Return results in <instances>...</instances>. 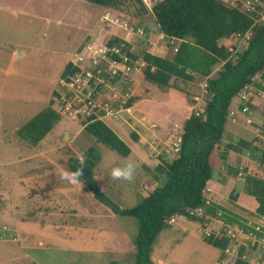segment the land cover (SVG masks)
<instances>
[{
    "label": "rangeland",
    "instance_id": "obj_1",
    "mask_svg": "<svg viewBox=\"0 0 264 264\" xmlns=\"http://www.w3.org/2000/svg\"><path fill=\"white\" fill-rule=\"evenodd\" d=\"M144 1L153 3L152 0ZM222 1H231L244 10L241 0ZM132 6L134 4L126 2L121 4L120 10L126 13V18L133 15V25L143 29L142 36L137 35V31L128 33L120 25L111 23L115 18L119 22L126 20L124 15H120L119 8L113 10L87 0H0V228L5 227L7 233L0 239V264H135L137 220L112 210L109 204L98 198L100 193L91 190L81 180L80 185L61 180L60 173L73 172L69 168V159L77 158L80 161L79 157H83L88 147L95 146L98 156L93 170L95 186L103 197L118 208H129L143 200L142 192H149L150 188L142 187L139 190L137 187L145 172L142 167H138L134 182L128 183L112 180L110 170L129 160L140 166V158L134 153L122 156L105 144L97 143L85 129V126L96 120L85 122L84 125L79 124L78 120L59 118L37 143L18 135V130L26 121L49 105L63 67L76 55V50L87 42H107L110 35H115L121 36L125 42L123 50L128 55L137 53L139 47L144 46L158 56H173L178 41L161 38L163 32L159 34L154 16L150 12L137 16L136 7ZM102 15V20L108 25L101 22ZM224 40L226 38L219 44L225 47ZM239 46L238 52L246 48L243 44ZM163 50H167V53H162ZM221 63L217 64V69ZM254 78L256 80L257 77ZM131 80L136 85L137 72L133 70L117 78L119 83ZM141 82L142 87L137 84L138 90L135 92L130 86L121 88L122 85L109 82L116 89L115 97L113 90L106 88L97 96L98 101L105 98L123 102L133 94L136 100L139 93L145 94L144 87L150 85L143 79ZM172 82L183 87L190 95L198 90L191 81L173 79ZM152 87L154 92L163 90L154 85ZM210 98L206 91L201 106ZM188 101L190 104L192 99ZM234 101H237L235 105ZM234 101L228 113L233 112L239 104L238 100ZM190 105L192 108L193 105ZM140 106L141 111H137L136 115L142 112ZM133 109L132 105L122 117L127 120V116H132ZM254 114L259 119L253 118L250 122L244 118L236 122L227 121L224 124L225 134H222L215 148V157L218 156L219 164L222 162L223 170L218 168L214 171L210 187L222 191L223 197L227 199L224 209L230 212L233 207L239 206L229 197L230 188L236 186L235 190L239 194L243 192V184L246 191L250 189L245 181L235 183L234 178L243 176V172L239 170L242 175L237 174L235 169L229 173L233 181L229 180V185H226L229 179L226 176L228 165L236 168L241 164L237 162V165H231L228 161L233 163L234 157L240 155L242 164H246V159H252L249 152L259 155L264 152L263 118L257 111ZM101 120L117 134H122L123 141L134 152L136 144L129 141L127 125L122 124L120 119L110 117ZM173 120L175 123L170 124V127L175 124L180 126L175 127L173 132L169 129V132L176 135L181 131L183 118ZM132 125L138 124L133 120ZM166 129L167 124L163 123L158 125L157 131L164 134ZM228 146L237 147L244 154L231 153L227 161L225 156ZM162 151V155L169 160L176 157L170 142L165 143ZM252 161L249 163L250 168L264 176L263 166L257 160ZM241 167L244 171V165ZM205 195L211 200L207 193ZM211 220L214 225L216 219ZM195 231L197 235L194 237L175 225L163 230L154 245L153 263L162 257L173 264H218L222 251L206 244L202 232L198 229Z\"/></svg>",
    "mask_w": 264,
    "mask_h": 264
},
{
    "label": "trees",
    "instance_id": "obj_2",
    "mask_svg": "<svg viewBox=\"0 0 264 264\" xmlns=\"http://www.w3.org/2000/svg\"><path fill=\"white\" fill-rule=\"evenodd\" d=\"M87 1L113 10L119 8L120 15H124L125 18L126 13L120 10L121 4L126 2L134 4L132 7H136L137 11L135 15L140 16L142 13L150 12L154 16L158 30L165 34V38L169 36L181 40L171 58L158 56L144 46L139 47L137 53H130L131 58H139L147 62V67L141 72L145 81L160 88L170 87L182 90L183 87L170 83L171 79L191 81L196 76L207 77V93L211 98L207 102L204 101L203 112L196 114L192 110L185 120L180 131L182 135L180 151L172 160L164 155L159 156L160 162L149 173L157 184L146 193L140 203L123 208L120 212L137 220V233L134 239L135 264H154L152 259L154 245L159 234L170 226L168 220L174 214L184 215L187 219L199 223L208 220V216L220 219L221 229L225 223H240V218L224 207L215 203L206 204L207 196L203 190L210 188L214 171L223 168L222 162L218 163V156L215 157V148L225 132L224 124L230 119L228 110L231 105L233 106V101L235 99L239 101L235 110L233 108L236 121L239 120V114L244 115V119L252 118V99L258 94V92L253 94L252 91V87L256 85L254 77L258 76L264 83V24L257 22L252 25L253 19L249 11L242 10L239 6H231L222 0H156V2L152 0L153 3L149 5L143 0ZM126 20L133 27H137L133 25V15H129ZM249 29L251 36L248 46L238 52L234 61L227 59L229 52L219 42L232 33H244ZM221 39L222 41H219ZM120 42H123L121 36L115 35H110L107 40L110 44ZM223 61L224 63L217 71L209 76L217 64ZM78 70V66L68 61L60 77H67ZM104 76L105 81L111 84L118 82L116 76L111 77L108 73ZM123 84L124 82L120 83V85ZM96 87L99 90L109 89V86L104 83H99ZM260 87L264 89V85ZM243 88L249 91L247 99L240 97V91ZM52 92L54 96L50 99L49 105L26 121L18 130V135L24 140L37 143L54 123L62 118L53 107L55 100L59 99V94L56 90ZM186 95L189 100L192 99L191 103H193L194 95L187 92ZM133 99L130 97L125 106L130 105ZM245 106L247 111L244 113L242 109ZM262 126L264 128V121ZM85 129L97 143L105 144L122 156L129 154L128 145L106 122L96 120L85 126ZM135 134L134 131L131 132L132 138L136 140ZM236 148L228 146L227 152L233 150L244 154ZM249 153L252 159L257 160L264 169V152L260 155ZM97 160V150L95 146H90L83 153V166L77 158H71L69 168L74 172L82 166L89 169L93 175ZM234 169L237 173V168L228 165L226 176ZM244 171L246 172L245 183L250 189L248 193L257 202V213L264 216V176L247 166H244ZM79 179L91 189L90 181L84 174ZM96 192L102 195L99 189ZM231 197L233 200L236 199L234 192ZM196 207H203L208 219L188 213L190 209ZM2 232L0 231V239L7 235L6 230ZM203 239L206 244L222 251L218 264H221V260L227 259L228 256L223 251L230 242L228 237L218 238L214 235L204 237L203 235ZM250 254V247L240 246L237 254L232 256L234 264H252L249 262Z\"/></svg>",
    "mask_w": 264,
    "mask_h": 264
},
{
    "label": "built area",
    "instance_id": "obj_3",
    "mask_svg": "<svg viewBox=\"0 0 264 264\" xmlns=\"http://www.w3.org/2000/svg\"><path fill=\"white\" fill-rule=\"evenodd\" d=\"M144 3L146 2L144 1ZM227 3L232 6H238L231 1ZM146 4L149 5L151 3ZM241 6L244 10L249 11L250 15L253 13L251 16L253 23L258 22L264 24V0H241ZM111 23L120 25V27L127 30L128 33L134 34L135 31H137L136 34L140 36L144 33L142 28L133 27L127 20L119 22L118 18H115L111 20ZM249 32L250 29L244 33L235 32L225 37V47L229 52L227 59L234 61L237 58L240 49L239 45L243 44L245 47L248 46L250 38ZM160 37H165V34L162 33ZM124 46L125 42L119 44H107V42L89 43L80 51L76 52L73 63L79 67V70L67 77H60L57 82L56 92L59 94V99H56L53 105L56 104V108L54 109L57 110L62 117L78 120L79 124L100 120L105 117L123 119L122 116L124 111L129 112L132 105L125 106L127 99L123 102L111 99L106 100L105 98L98 101L96 98L102 90H99L96 86L99 83H104L113 90V97H115L117 93L116 89L112 88L108 81H105L104 74L108 73L111 77L116 76V78H120V76H123L130 70L134 72H142L145 70L147 62L139 58L131 59V56H129L130 54L128 55V53L123 50ZM223 63L224 62H222L221 65ZM200 87L199 93L193 96L192 110L195 111L196 114L204 110V105L201 106V103L203 94L207 91V77L200 83ZM248 92L246 88H243L240 91V97L247 99ZM242 111L245 113L247 107H243ZM229 114L232 121L235 122L237 118L234 112L231 111ZM245 121L250 122L251 119L245 117ZM181 142L182 135L177 134L171 143V150L175 155L180 151ZM209 191L210 188H205L203 190L205 194ZM205 203L211 205V200L207 198ZM188 212L190 215L197 217H203L205 215L203 207L192 208ZM176 218L177 215H173L169 218L168 222L173 223ZM211 221L204 223L203 227H200L204 237L214 235L219 238L224 236L228 237L230 241L223 251L228 257L225 260H221V264H234L232 256L237 254L240 246L250 247L252 258H250L249 262L252 264H264V259H262V251L264 250L263 219L255 217L247 218L242 224H223V229H221V222L216 220L215 224L212 225ZM0 231L4 232L5 227H1Z\"/></svg>",
    "mask_w": 264,
    "mask_h": 264
},
{
    "label": "crops",
    "instance_id": "obj_4",
    "mask_svg": "<svg viewBox=\"0 0 264 264\" xmlns=\"http://www.w3.org/2000/svg\"><path fill=\"white\" fill-rule=\"evenodd\" d=\"M156 27H157V25H156ZM160 32L161 31H159V33ZM175 40L178 41V45H179L181 40L176 39V38H175ZM166 51L167 50H163L162 53H167ZM159 56H162V54H159ZM216 69H217V67H215L213 69L212 73H214L215 72L214 70H216ZM212 73H210V75ZM142 79L145 81L142 73L137 72V80H135L137 82L136 85L140 84V86L142 87V82H141ZM173 79H171L170 83H173L172 82ZM201 80H202V77H200V76H196L193 78V80H191V82L195 83L196 89H198V90L200 88L199 83ZM260 82H261V80L257 76L256 85H254L252 87V91L254 92L253 94H255L256 92H258V94H257V96L254 95L253 99H252L253 115H251L252 116L251 120L259 119L254 114V112L257 111V112H259L261 119L263 118V121H264V113H263L264 112V98H263L264 89L260 87L261 85L263 86L264 83L263 82L260 83ZM134 84L135 83L133 80L128 81V82L125 81L124 84L121 86V88L122 87L125 88L127 86H130L133 88L132 92L133 91L135 92L136 90H138L137 89L138 85L136 86ZM149 84L150 85H146L144 87V90L146 91L145 94L139 93L137 95L136 100H135V96L133 94L132 98H134V99L132 100L131 105H133L134 109H133L132 116H127L128 117L127 120L120 119L122 124H125L128 126V130H129L130 134H127V136L129 137V141L135 142V144H136L134 152H133V149H131L128 146L130 148L129 154L134 153L137 157L140 158L141 164L139 167H142V170H144V172H145V175L140 179V181H142V182L140 184H138L137 187L139 186V190L142 189V187L150 188V189H148V191H150L157 184V182H155V179L151 175H149L151 168L156 167L158 165V163L160 162L159 156H163L162 155V153H163L162 149L164 148L165 143L170 142V145H171L172 141L174 140V134H171L169 132V129H171V131L173 132L175 127L179 128V126H180V124L179 125L175 124V125H172V127H170V124L175 123V121L173 119L179 118V120H180L181 118H183V122L181 125V129H182L185 120L190 116V114L192 112V108L190 105L192 103L189 104L188 97L186 95V91H184L183 89L181 90L179 88L175 89V88L168 87L165 90L163 88V90L158 89V90H156V92H154V88L152 87L153 84L152 83H149ZM117 85H120V83L118 82ZM198 90H197V92H198ZM121 91H122V89L120 90V92ZM190 91H188V92H190ZM195 93H193V95ZM236 102L237 101H234V105L236 104ZM139 106L142 108V112L139 115H136L137 111H141V109H139ZM239 116H238L239 120L244 117V115H241V114H239ZM106 119H108V118H106ZM106 119H104V120H106ZM128 119H130V121ZM133 120L138 124L137 126H139V125L140 126L139 127H137L135 125L133 126L132 125ZM229 121L231 122L232 120L229 119ZM263 121L261 122L262 124H263ZM163 123L167 124V129H166V131H164V134H161L160 131H157V128H158V125L161 126V124L163 125ZM152 125H154V126H152ZM130 127L132 129H130ZM262 128H263V126H262ZM132 131H134L136 133L135 134L136 140L132 138V135H131ZM157 132H159V133H157ZM117 135L122 139V137H121L122 134H117ZM231 153L237 154V152H235L233 150L228 151L226 154L227 161H228L229 155ZM246 160H247V163L242 164V162H243L242 156L236 155L232 161L233 163L228 161V164H231V165L232 164L237 165L238 164L237 162L241 163L238 165V167L236 166V168H237V174L242 175L241 172H243V176L239 177L240 179L234 178L235 183H236V181L241 182V183H243L245 181L244 179H245L246 173L243 171V168L241 166L244 165V166H247L248 168H250L251 166L249 165V163L254 162V161H252V159H249V158ZM230 175L231 174H227V177L229 179H228V182H226V185H229V183H230L229 180L233 181V177ZM147 179H149L150 181H147ZM236 188H237L236 186H234V187L232 186V188H230L229 197H231V194L234 192L235 196H236V199L234 201L238 202L239 206L233 207L231 209V212L240 219H244V218L247 219V218L256 217L255 215L258 214L256 211L257 202L255 201L253 196L250 195L248 193V191H246V189H244L245 188L244 184L242 187L243 188L242 193L239 194L238 191L234 190ZM210 189L211 190L209 192H207V195L211 199V202L215 203L219 206L224 207L223 205H225V202L227 201V199L223 197L224 195H222V191L219 189H214L212 187H210ZM231 191H232V193H231ZM50 192H52V190H50ZM145 194L146 193L142 192L143 197L145 196ZM61 195L63 197L62 191H61ZM65 199H67V198H65ZM58 200L61 201V198L59 195H58ZM172 225L179 227V229L181 231L187 232L189 235H192L194 237L197 235V232L195 231V229H198V231L200 230V223L199 222L191 221L185 217L178 218L176 220V222L174 224H171L170 226H172ZM195 225H196V228H195ZM152 259H154V255H153ZM154 264H173V262L171 261V263H169V262H167L166 258L159 257V258H157L156 262L154 261Z\"/></svg>",
    "mask_w": 264,
    "mask_h": 264
},
{
    "label": "clouds",
    "instance_id": "obj_5",
    "mask_svg": "<svg viewBox=\"0 0 264 264\" xmlns=\"http://www.w3.org/2000/svg\"><path fill=\"white\" fill-rule=\"evenodd\" d=\"M102 17H103V15L101 16V18H100V20H101V22H103V23H105V25H108V23L107 22H105L104 20H102ZM122 28V27H121ZM160 34V33H159ZM145 35H146V33H145ZM167 38H174L175 39V37H169V36H167ZM98 41H91V42H87L86 44H84V45H82V46H80L77 50H76V52H78V51H80L82 48H84L87 44H89V43H97ZM107 44H110V43H107ZM111 44H117V43H111ZM81 48V49H80ZM73 60H74V56H73V58L71 59V60H69L72 64H74L73 63ZM75 65V64H74ZM64 68V67H63ZM62 72V71H61ZM60 78V77H59ZM127 101H128V99H127ZM131 105V104H130ZM124 120H125V118H123ZM101 120V119H100ZM179 134H181V133H179ZM177 135V134H176ZM176 135H174V137L176 136ZM177 155V154H176ZM79 159H80V163H81V165L83 166V157L81 156V157H79ZM82 166H81V168H79V169H77L76 171H74V172H68V171H61V173H60V179L61 180H66V181H68V182H70L71 184H73V185H80V176L83 174L82 173ZM138 167H139V165L136 163V162H134V161H131V160H129V161H127V162H125L122 166H116V167H112L111 168V170H110V176H111V179L112 180H114V181H124V182H128V183H132V182H134V180H135V177H136V173H137V169H138ZM93 176V175H92ZM212 203V202H211ZM189 213V212H188ZM174 215H177V218H176V220L178 219V218H180V217H185L184 215H178V214H174ZM173 216V215H172ZM256 217L255 218H258V219H263L264 220V216H262V215H260L259 213L257 214V215H255ZM171 217V216H170ZM169 217V218H170ZM203 217H205V219H208V217H209V219L208 220H205L204 221V223H208V222H210L211 221V219H216V218H213V217H210V216H206V214L203 216ZM186 218V217H185ZM176 220L173 222V223H169L170 225L171 224H174L175 222H176ZM217 221H219L218 219H216ZM246 220V218H244V219H240L239 221H240V224H242V222H244ZM220 222V221H219ZM204 223H200V227L202 226L203 227V225H204ZM236 223H239V222H236ZM233 224H235V223H233ZM200 232H202L201 231V228H200V230H199ZM229 243V242H228ZM262 259H264V250L262 251Z\"/></svg>",
    "mask_w": 264,
    "mask_h": 264
},
{
    "label": "water",
    "instance_id": "obj_6",
    "mask_svg": "<svg viewBox=\"0 0 264 264\" xmlns=\"http://www.w3.org/2000/svg\"><path fill=\"white\" fill-rule=\"evenodd\" d=\"M82 173L89 179L90 181V184H91V189L95 192L97 189H96V186H95V183H94V179H93V176H92V173L89 169H86V168H82ZM99 197L104 201L106 202L107 204L110 205V207L120 213L121 212V209L118 208L116 205H114L110 200H108L106 197H103L102 195H99Z\"/></svg>",
    "mask_w": 264,
    "mask_h": 264
}]
</instances>
